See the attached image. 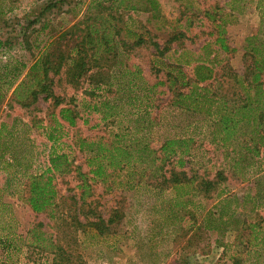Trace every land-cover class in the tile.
Segmentation results:
<instances>
[{
  "label": "trees",
  "instance_id": "obj_1",
  "mask_svg": "<svg viewBox=\"0 0 264 264\" xmlns=\"http://www.w3.org/2000/svg\"><path fill=\"white\" fill-rule=\"evenodd\" d=\"M14 1L11 0L12 5ZM151 1L153 6H149L153 9L155 0ZM249 1L230 0L224 7L216 4L200 13L193 11L196 19L210 26L206 33L209 38L198 52L185 46L188 34L184 30L170 33L163 44L150 34L124 33L126 27L113 10H140L126 0L91 1L89 9L97 8V12L60 31H54L51 21L45 19L34 29L32 39L26 31L16 42L0 38V105L11 91L14 100L23 106L36 103L42 96L59 108L60 120L53 114L54 130L63 127L62 121L73 127L82 118L80 102L75 96L67 99L58 94L55 88L63 82L75 90L88 84L85 92L90 97L83 98L81 103L84 110L118 127L111 140L104 137L77 140L76 146L86 156L89 173L93 179L104 180L117 170H128L130 175L139 174L141 184V178L149 172L155 188L176 193L170 199L169 209L171 217L177 220L175 210L187 209L191 203L188 196L209 198L225 180L219 172L218 179H202L196 184V176L176 172L174 168L165 170V164L176 157L178 165L184 166V157L191 154L195 140L193 132L207 127L212 143H221L242 156H260L262 152L264 156V21L245 38L242 71L229 65L228 58L225 63L218 59L220 53L227 57L237 51L229 44L227 26L235 21L237 14L244 12ZM65 2L44 3L33 12L26 29L40 23L52 9L61 10ZM105 3H109L108 13L100 9H104ZM11 8L0 5V14L6 15ZM187 21L188 26L195 23L191 18ZM17 45L32 53L30 63L10 55V50ZM141 48L150 51V70L155 74V82L147 79L143 68L132 61ZM220 80H223L222 86L228 83L231 90L222 92ZM165 125L170 126L168 131ZM159 129L160 146L155 148L153 134ZM30 132V125L18 117L11 123H0V172L8 174V185L12 180H21L31 209L53 218L57 232L50 233L44 229L45 223L37 222L27 230L25 237L18 236L27 248L52 256L51 261L40 264H73V253L58 233L62 232V224H66L69 216L73 221L67 227L74 226V222L76 226L65 234L72 235L73 243H78L77 228L87 225L99 236L115 234L114 224L117 225L123 215L116 211L107 220L96 216L83 224L75 214L58 211L55 179L58 174L70 171L68 155L57 152L54 145L60 137L50 135L54 147L50 151L49 165L32 171L34 142ZM20 133L23 134L20 144L27 147L23 159L19 156L20 144L16 143ZM14 168L18 170L11 174L10 169ZM79 175L82 183L78 187L83 190L80 199L85 201L90 195V184L85 173L79 172ZM216 194V211L206 216L207 228L218 235L216 244L229 246L223 240L229 230L245 232L246 239L238 241L242 251H235L234 264L241 262L238 256H251L264 250V220L259 215V220L249 219L250 214L264 207V176L257 177L254 190L241 197L223 192ZM0 241L6 251L14 247L10 237Z\"/></svg>",
  "mask_w": 264,
  "mask_h": 264
},
{
  "label": "rangeland",
  "instance_id": "obj_2",
  "mask_svg": "<svg viewBox=\"0 0 264 264\" xmlns=\"http://www.w3.org/2000/svg\"><path fill=\"white\" fill-rule=\"evenodd\" d=\"M52 0H0V5L12 7L6 15L0 14V38L11 41H19L26 31L30 38L34 37V29L39 28L44 20H50L54 31L64 30L79 19L87 15H93L97 8H90V2L96 0H66L62 9H52L46 18L40 19V23L26 29L33 12L40 6ZM230 0H155V7L151 0H126L136 4L140 10H113V14L119 16L126 27L124 33H143L155 36L161 44L170 33L180 29L187 31L188 38L185 46L198 52L209 37L206 34L210 26L206 22L196 19L193 11L201 12L204 9L219 4L225 6ZM94 5V4H93ZM104 12H109L105 3ZM150 8L146 11L143 8ZM99 9V7H98ZM196 12V13H197ZM194 20L192 26H188L187 19ZM264 21V0H251L247 3L242 14H237L235 21L227 26L229 44L237 51L229 54L218 55L219 60L226 59L229 65L237 71H242L243 46L245 38L250 35L261 22ZM120 23L123 26V23ZM44 37V36H42ZM10 55L25 61H32V53L20 45L10 50ZM133 56V62L139 64L151 82H155V74L151 69V54L149 50L138 49ZM226 57V58H225ZM222 92H228L231 87L228 83L222 86ZM264 81V76H263ZM230 83V82H229ZM215 85L217 82H214ZM88 84L75 90L68 84L58 83L56 92L67 99L75 96L78 99L81 119L77 125L70 127L63 122V127L54 130L55 122L53 114L60 120L59 108H55L51 101L43 100L40 96L36 103L23 106L14 100L12 91L6 95L0 105V123H11L18 117L27 122L31 127L30 136L34 142L32 159L34 166L32 171H40L49 165V155L52 147L57 152L67 154L70 171L58 174L55 179L58 190V211H65L70 215L75 214L85 224L87 219H95L102 216L107 220L116 211L123 215L120 222L115 225L116 233L99 236L85 225L77 228L78 243H73V236L65 234L72 232V216L62 224L60 236L64 245L73 253V264H234L235 251H242L239 240L246 239L245 232L239 234L238 230L227 231L223 247L216 244L218 235L207 228L206 216L211 211H216L217 192L234 194L241 197L244 193L254 190L255 179L264 176V156L239 155L232 148L225 147L221 143H212L207 127H201L193 132L194 142L191 154L185 156L184 166H179L178 158H172L165 164V170L185 172L188 176H196V184L202 179L216 180L217 174L222 172L225 180L221 181L217 190L211 197L188 196L191 203L187 209L175 210L176 219L170 215L171 201L175 192H162L155 188L150 173L141 178L139 174L130 175L128 170L116 171L106 179H93L89 173L86 156L79 152L76 142L80 138L104 137L108 140L118 130L117 126L109 122H103L98 114L88 113L81 105L82 99H88ZM167 98V97H164ZM167 131L170 126L165 125ZM165 130V131H166ZM158 131V132H157ZM156 130L153 134V146L158 148L160 142ZM60 137L53 146L49 136ZM23 134L17 135L16 143L20 144ZM26 145L18 146L20 158L26 157ZM31 157H28V159ZM18 168L10 169V173ZM79 172L87 176L90 184L89 194L86 200H81L83 190L78 187L82 183ZM9 176L0 172V239L10 237L14 242L11 251H6L0 246V264H34L51 261L52 256L39 253L33 248L23 245V239L27 230L37 222L45 223V230L55 233V220L47 213H35L26 201V193L21 186V180L11 181L7 184ZM10 179H13V177ZM250 220H264V207L257 213L250 214ZM259 215V216H258ZM262 223V222H261ZM202 227V228H201ZM1 242V241H0ZM1 244V243H0ZM232 246V248L230 247ZM235 246V247H234ZM230 247V248H228ZM239 249V250H237ZM239 264H264V250L251 254V256H238ZM40 262V263H39ZM243 262V263H242ZM36 263V264H37Z\"/></svg>",
  "mask_w": 264,
  "mask_h": 264
}]
</instances>
